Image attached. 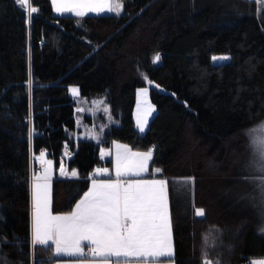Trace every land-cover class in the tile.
I'll list each match as a JSON object with an SVG mask.
<instances>
[{
	"label": "trees",
	"instance_id": "obj_1",
	"mask_svg": "<svg viewBox=\"0 0 264 264\" xmlns=\"http://www.w3.org/2000/svg\"><path fill=\"white\" fill-rule=\"evenodd\" d=\"M115 14L55 15L51 0H0V264H50L52 245L30 239V155L55 165L62 145L77 177L51 183V210L68 212L112 141L153 149L168 181L175 264H251L264 258L258 206L241 168L249 129L264 118V20L253 0H120ZM160 53L153 64L151 57ZM227 56L212 63L213 55ZM145 74L156 112L144 133L132 116ZM31 81V87H29ZM105 96L117 120L98 142L75 138V101ZM31 133V135H30ZM101 177H105L100 175ZM191 178L192 183H184ZM246 191V190H245ZM203 208L205 215H195Z\"/></svg>",
	"mask_w": 264,
	"mask_h": 264
},
{
	"label": "snow or ice",
	"instance_id": "obj_2",
	"mask_svg": "<svg viewBox=\"0 0 264 264\" xmlns=\"http://www.w3.org/2000/svg\"><path fill=\"white\" fill-rule=\"evenodd\" d=\"M51 2L58 14L74 13L78 18L84 17L87 13L97 15L114 13L119 16L123 10L120 0H51ZM253 2L255 3L256 0ZM15 3L26 11L29 18L38 12L37 7L31 6L30 0H15ZM84 9H87V12ZM262 11H264V0H262ZM160 59L157 54L152 62L158 63ZM212 59L215 62L229 58L213 57ZM69 91L74 97L79 96L78 88L72 87ZM147 92V88L141 89L139 95L146 96ZM104 111L107 112L108 109L105 108ZM152 111L154 108L149 105L143 117L138 116L137 126L141 132L145 130L147 116ZM259 131L261 135L255 138L254 144L258 149L259 170L264 172V126ZM116 147L124 149L123 153H117L116 179L93 178L89 190L68 215H52L48 211L46 198L42 212V186L34 184L33 247L54 245L56 256L84 258L90 255L94 258L91 264H133V260L138 261L139 264H162L163 260L174 258L167 198L168 181L137 179L125 183L121 180V177H140L146 173L153 150L139 153L131 152L124 145H116ZM40 156H45V153H40ZM48 163L51 164V161ZM161 171L156 168L154 175ZM61 174H64L63 166H61ZM77 175L76 171L71 172V176ZM96 175H109V173L107 169H97ZM184 183H192L191 178ZM43 187L46 191L47 185ZM195 215L203 217L204 209L196 208ZM82 242H88L89 253H85V245ZM204 264H212V261L206 258ZM252 264H264V261H253Z\"/></svg>",
	"mask_w": 264,
	"mask_h": 264
},
{
	"label": "rangeland",
	"instance_id": "obj_3",
	"mask_svg": "<svg viewBox=\"0 0 264 264\" xmlns=\"http://www.w3.org/2000/svg\"><path fill=\"white\" fill-rule=\"evenodd\" d=\"M255 5H256L255 8H256V13H257L258 18L264 20V11H262V0H256ZM52 10L55 15H60L56 12L53 4H52ZM84 11L87 12V9H84ZM88 14H95V13H87L86 15ZM105 14H114V13H105ZM157 54H159L161 58V55L158 52V53L153 54V56L151 57V61H153V58ZM143 79L145 83L143 85L137 86L135 89V98H134V105H133V111H132L134 126L136 130L141 134L145 132L150 119L156 112V105L151 99L150 89L157 88L159 91H162V92L166 91V89H164L161 86L157 87L153 82L149 83L150 81L148 80L145 74H143ZM72 87H76V86H70L69 89ZM144 88L148 89L147 95L146 96L139 95L140 90ZM73 99L75 101L76 129L71 133V136L75 138H86V139H90L95 142H98L103 136L104 130L110 124L117 123V120L114 118V116L111 113L110 105L105 96H99V97L96 96V97L87 98L79 94L78 97L73 96ZM98 101H103V103H96ZM149 105H151L154 108V111H152L151 114L147 116V124H146L145 130L141 132L137 126V119H138V116L143 117ZM105 108L108 109L107 112L104 111ZM77 109H82V111H77ZM262 126H264V118L249 129V133H248L249 151H248V154L246 156L244 163L241 165V168L245 171L244 177L246 178L243 184V187L246 190V191L244 190V193L246 192V195L248 196V199L252 204H255L258 206V210L261 216L263 217L262 223L260 224V230L264 229V172L259 170V165L257 163L258 149L256 145L254 144V140L256 137L261 135L259 130L261 129ZM116 145H124L128 147V145L125 142L118 141V140H114L111 146L101 145L99 147V157L101 161L110 159L111 161H110L109 168L114 174L116 171L115 166H116L117 153L124 152L123 148L118 149ZM132 152L143 153V152H146V150H132ZM150 162L151 160L148 162V166ZM96 170H97V167L92 171L93 175L96 174ZM121 170L123 171V166ZM171 235H172V232H171Z\"/></svg>",
	"mask_w": 264,
	"mask_h": 264
},
{
	"label": "crops",
	"instance_id": "obj_4",
	"mask_svg": "<svg viewBox=\"0 0 264 264\" xmlns=\"http://www.w3.org/2000/svg\"><path fill=\"white\" fill-rule=\"evenodd\" d=\"M112 143H113V141H112ZM112 143L109 146H111ZM127 149H129L131 152H132V150H135V149H131L129 146L127 147ZM148 150H146V152ZM150 150H153V149L150 148ZM48 161H51V164H49ZM40 163H41V166L39 169H33V170L31 169L30 197H29L30 198V239H31V243H32V225H33V211H34V209H33V188H34V184H40L42 186L41 187V211L42 212L44 209V202H45V198H46L48 211L52 215H68L75 209L76 204L79 203V201L83 198L84 193L89 190V188L92 185V179L93 178H95L97 180H115L116 179V174H114L110 170L109 167H108L109 175H107L105 177H101L100 175L95 174L96 176L92 177L90 180V184H89L88 189L75 202V204L73 205V207L70 211L63 212V213H54L51 210V183H52V180L56 177H60V178L72 177L73 178V176H71V172L76 171L78 174V171L76 168L70 169L67 166L66 175L65 176L58 175L59 173H58L57 165H55L53 160L51 158L47 157L46 155L43 157H40ZM156 168L161 169L159 166L157 167L155 165H153L151 167L148 166V171L146 173H143L140 177L126 176V177H121V180H123L125 183H127L128 180H137V179H164V180H166L163 177V175L161 174L162 171L160 172L159 175H157V176L154 175ZM45 177H47V180H45ZM45 184L47 185L46 191L43 187ZM167 198H168V195H167ZM82 243L85 245L84 246L85 253H89V247L87 246L88 242H82ZM54 252H55V247H54V245H52V258H51L52 260H51L50 264H91V261L94 259L90 255L86 256L84 258L64 256V255L56 256V255H54ZM96 259H98V258H96ZM113 259H115V258H113ZM253 261H264V258H253L250 260L251 264ZM133 264H139V262L133 260ZM162 264H175V263H174V260L171 259V260H163Z\"/></svg>",
	"mask_w": 264,
	"mask_h": 264
},
{
	"label": "built area",
	"instance_id": "obj_5",
	"mask_svg": "<svg viewBox=\"0 0 264 264\" xmlns=\"http://www.w3.org/2000/svg\"><path fill=\"white\" fill-rule=\"evenodd\" d=\"M40 153H45L44 149H40L39 153L36 155H30V173H31V169H39L41 166L40 163ZM73 155V151L70 148L69 144L64 142L62 145V160L60 161V163L57 165V169H58V173L61 176H65L66 175V168L68 166V160L72 157ZM61 166H63V170H64V174H61ZM97 169H103L102 166H97ZM155 174V176L159 175ZM30 179H31V175H30ZM33 255L31 252V258H30V264H34L33 263Z\"/></svg>",
	"mask_w": 264,
	"mask_h": 264
},
{
	"label": "water",
	"instance_id": "obj_6",
	"mask_svg": "<svg viewBox=\"0 0 264 264\" xmlns=\"http://www.w3.org/2000/svg\"><path fill=\"white\" fill-rule=\"evenodd\" d=\"M68 14L74 15V13H68ZM213 57H227V56H223V55H219V54L218 55H213V56H211V62L212 63H222V62H224V61L226 62L228 60V59L227 60H219V61H215L214 62L213 59H212ZM103 169H107V168H103ZM102 176H107V175H102Z\"/></svg>",
	"mask_w": 264,
	"mask_h": 264
}]
</instances>
